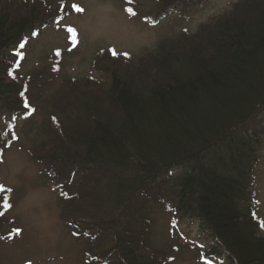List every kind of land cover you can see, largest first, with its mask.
Segmentation results:
<instances>
[{"label": "trees", "instance_id": "1", "mask_svg": "<svg viewBox=\"0 0 264 264\" xmlns=\"http://www.w3.org/2000/svg\"><path fill=\"white\" fill-rule=\"evenodd\" d=\"M157 1L166 15L203 0ZM59 6L0 0V157L17 139L15 122L37 108L20 74L26 42L64 15ZM94 64L110 72L102 93L82 87L75 116L52 115L42 143L29 150L71 201L65 217L77 237L93 241L90 258L171 264L175 256L150 238L160 208L174 239L200 244L203 262L264 264L255 191L264 144V0H237L137 58L102 52ZM9 194L4 186L2 209Z\"/></svg>", "mask_w": 264, "mask_h": 264}, {"label": "rangeland", "instance_id": "2", "mask_svg": "<svg viewBox=\"0 0 264 264\" xmlns=\"http://www.w3.org/2000/svg\"><path fill=\"white\" fill-rule=\"evenodd\" d=\"M47 1L54 9L62 2L61 11L67 10L27 40L20 63V74L28 80L37 108L15 122L17 139L0 157V179L11 194L7 208L0 207V221L5 222L0 264H99L89 256L93 241L77 237L66 220L71 201L60 195L55 176L29 150L42 143L52 115L57 113L60 121L75 116L79 98L84 97L82 87L102 93L110 78L107 69L95 68L102 52L137 58L161 40L176 38L186 29L197 31L237 0H203L184 14L179 4V11L166 15L157 0ZM61 105L63 110L58 111ZM256 173L257 212L264 224V144ZM153 218L150 238L156 247H165L175 256L171 264H208L200 258V244L192 245L191 238L183 235L174 239L168 213L156 208ZM170 243L183 249L174 252Z\"/></svg>", "mask_w": 264, "mask_h": 264}, {"label": "snow or ice", "instance_id": "3", "mask_svg": "<svg viewBox=\"0 0 264 264\" xmlns=\"http://www.w3.org/2000/svg\"><path fill=\"white\" fill-rule=\"evenodd\" d=\"M125 55H128V53H125ZM3 188H4L3 184H0V191H3Z\"/></svg>", "mask_w": 264, "mask_h": 264}, {"label": "clouds", "instance_id": "4", "mask_svg": "<svg viewBox=\"0 0 264 264\" xmlns=\"http://www.w3.org/2000/svg\"><path fill=\"white\" fill-rule=\"evenodd\" d=\"M84 27H85V29H86V28H87V25L85 24Z\"/></svg>", "mask_w": 264, "mask_h": 264}]
</instances>
